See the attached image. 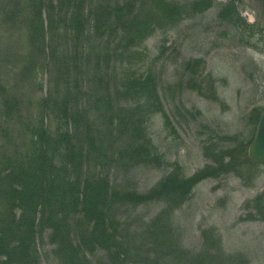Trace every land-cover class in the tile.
Listing matches in <instances>:
<instances>
[{"label":"rangeland","instance_id":"rangeland-1","mask_svg":"<svg viewBox=\"0 0 264 264\" xmlns=\"http://www.w3.org/2000/svg\"><path fill=\"white\" fill-rule=\"evenodd\" d=\"M141 9L135 44L119 50L113 70L132 90L141 87L123 106L141 112L161 162L112 168L110 177L140 195L175 172L185 183L200 178L169 220L182 250L215 247L234 264H264V166L244 152L250 116L264 109V0H142ZM31 16L27 0H0V104L20 105L0 126L14 141L23 123L41 126L45 117L57 127L42 107L62 96L52 54L57 44L60 56L63 32L49 31L47 18L46 32L40 22L34 28ZM165 208L160 201L122 212L135 232ZM53 251L47 236L40 240L41 264H59Z\"/></svg>","mask_w":264,"mask_h":264},{"label":"trees","instance_id":"trees-1","mask_svg":"<svg viewBox=\"0 0 264 264\" xmlns=\"http://www.w3.org/2000/svg\"><path fill=\"white\" fill-rule=\"evenodd\" d=\"M141 6L142 0H27L32 27L40 22L46 32L47 18L49 31L63 32L60 56L57 44L52 54L62 96L53 106L43 101V112L57 123L53 130L44 117L41 126L23 123L14 141L0 126V264H41L45 236L59 264H234L215 247L194 256L183 251L172 229L171 215L200 178L185 183L175 172L140 195L110 177L112 168L161 162L141 112L123 106L141 87L135 82L132 90L113 70L119 50L135 44ZM228 18L243 24L239 16ZM196 91L204 93L201 86ZM0 105L5 122L20 108L6 98ZM263 111L250 116L244 152ZM160 201L166 208L134 232L122 210Z\"/></svg>","mask_w":264,"mask_h":264},{"label":"water","instance_id":"water-1","mask_svg":"<svg viewBox=\"0 0 264 264\" xmlns=\"http://www.w3.org/2000/svg\"><path fill=\"white\" fill-rule=\"evenodd\" d=\"M249 159L260 166H264V111L260 116L255 137L248 148Z\"/></svg>","mask_w":264,"mask_h":264}]
</instances>
